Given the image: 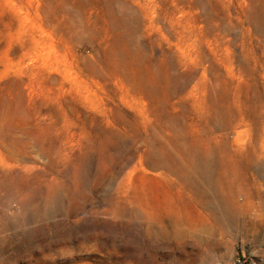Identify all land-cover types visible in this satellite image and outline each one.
Here are the masks:
<instances>
[{"label":"rangeland","instance_id":"rangeland-1","mask_svg":"<svg viewBox=\"0 0 264 264\" xmlns=\"http://www.w3.org/2000/svg\"><path fill=\"white\" fill-rule=\"evenodd\" d=\"M263 125L264 0H0V264H264Z\"/></svg>","mask_w":264,"mask_h":264},{"label":"bare ground","instance_id":"bare-ground-1","mask_svg":"<svg viewBox=\"0 0 264 264\" xmlns=\"http://www.w3.org/2000/svg\"><path fill=\"white\" fill-rule=\"evenodd\" d=\"M55 49H56L55 47L51 46L50 55H53L55 53L54 51ZM219 117H220L219 114H216L215 117L212 119L213 122L211 123L213 124L211 125H214L216 120L221 121ZM258 140L263 142L264 135L261 133L258 134ZM178 146H179V154L180 155L183 154L184 156L183 162L185 159L188 160L186 165L188 169L187 173L191 174L190 176L192 177V179L197 180L195 178H199L200 175L206 174L208 176H211L213 174V171L217 166L216 151H212V148L209 147L206 152V157L201 158L202 152L199 150L197 146H194L192 149H184V150L181 144H179ZM248 155L249 154H247L246 160L244 162L237 161V163L233 167L223 166L224 169H226L225 172L227 173L225 174L226 175L225 177H227V179L229 180L227 181L228 183L226 184L233 185L237 187L239 190H241L244 185L253 188L254 189L253 196H255V198L258 199L256 205V214L258 218L260 217L261 218L260 220H262L264 217V161L261 160V155H258V153H255L254 156H248ZM227 170L230 172H228ZM222 182L224 183V181ZM197 187H199L200 189L201 188L200 184ZM208 200H209L208 201L209 204H213V202H211V199ZM216 208L219 217L226 223H230L235 219H240V220H245L246 222L248 221L249 223L258 226L259 221H256L255 219L248 220V214L243 212L244 210L242 209V207L235 208L234 206L230 207V205L227 206L218 205Z\"/></svg>","mask_w":264,"mask_h":264}]
</instances>
